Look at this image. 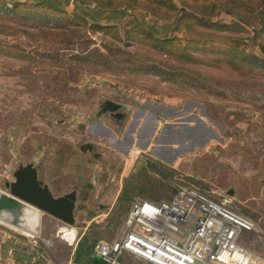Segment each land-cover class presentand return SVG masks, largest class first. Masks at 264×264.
I'll return each instance as SVG.
<instances>
[{
    "label": "rangeland",
    "instance_id": "1",
    "mask_svg": "<svg viewBox=\"0 0 264 264\" xmlns=\"http://www.w3.org/2000/svg\"><path fill=\"white\" fill-rule=\"evenodd\" d=\"M47 1L90 24L117 25L121 34L141 25L161 39L187 35L183 25L139 8ZM6 12L0 41L19 49L14 57L0 54V193L10 194L15 173L32 165L56 199L76 198L70 227L76 237L67 244L55 237L68 225L31 206L16 227L22 232H11L40 233L48 259L69 264L61 259L70 254L74 259L85 238L97 245L121 237L126 218L120 219L118 200L124 191L137 199L146 188L158 189L160 201L180 185H190L233 199L234 208L255 226L242 243L264 264V88L253 86L250 77L236 78L227 63L190 66L179 83L137 74L128 69L141 65L135 54L148 53L145 49L125 46L113 36H90L72 23H51V31L43 34ZM213 20L235 21L224 13ZM18 29L34 34L29 38ZM257 43L252 39L249 51ZM107 102L119 109L104 112ZM120 264L147 263L126 254Z\"/></svg>",
    "mask_w": 264,
    "mask_h": 264
},
{
    "label": "trees",
    "instance_id": "2",
    "mask_svg": "<svg viewBox=\"0 0 264 264\" xmlns=\"http://www.w3.org/2000/svg\"><path fill=\"white\" fill-rule=\"evenodd\" d=\"M81 1L94 2L102 9L139 8L155 18L164 21L173 20L177 25H183L187 35L185 38L161 39L141 25L129 28L124 31V34H121L117 25L90 24L77 13H70L63 8L52 6L47 0L38 3L0 0V19L3 18L1 16L7 15L6 10H8L13 14V19L22 20L43 34H48L51 31L52 27H47L51 23H57L59 26L72 23L87 29L90 36L99 35L108 38L113 36V39L125 46L145 49L149 53L135 54L141 65H131L128 70L137 74H152L164 81L179 83L182 80L181 72L191 69L190 66L214 68L217 63L220 65L227 63L228 67L234 70L231 74L237 76L236 78L241 80L243 76L250 77L253 86L264 88V0ZM220 1H223V4H220ZM220 13L233 17L235 21L213 23V19ZM2 26L0 24V27ZM246 27L253 30L254 37H250ZM24 30L22 32L29 38L34 34L29 30ZM241 35L246 37L240 38ZM252 39L259 43L253 45L256 46V49L251 47L252 49L249 51V42ZM16 49L19 48L4 45L0 41V54L14 57L18 54L14 52ZM257 49L260 52L259 55L255 52ZM152 52L159 53V57L162 58L153 57ZM210 55L215 59L209 57ZM79 58L88 59L83 56H78L77 59ZM200 190L204 192V190ZM177 192L178 188H175L174 195L170 199L159 201L160 191L146 188L142 192L143 198L141 199L151 203L171 201ZM135 200L124 191L118 200V208L121 209L120 214H122L120 219L126 218ZM125 204L130 205L129 209H125ZM95 244L85 238L78 245L73 259L74 264H92Z\"/></svg>",
    "mask_w": 264,
    "mask_h": 264
},
{
    "label": "built area",
    "instance_id": "3",
    "mask_svg": "<svg viewBox=\"0 0 264 264\" xmlns=\"http://www.w3.org/2000/svg\"><path fill=\"white\" fill-rule=\"evenodd\" d=\"M2 221L0 236L7 237L15 229ZM254 230V223L234 208L230 196L216 198L197 187L180 185L171 201L151 203L137 198L121 237L98 243L92 257L99 255L109 264H120L126 254L147 264H258L242 243L244 235ZM23 236L29 241L30 263L54 264L41 250L40 234ZM17 252L10 247L4 255L0 253V261L17 264Z\"/></svg>",
    "mask_w": 264,
    "mask_h": 264
},
{
    "label": "water",
    "instance_id": "4",
    "mask_svg": "<svg viewBox=\"0 0 264 264\" xmlns=\"http://www.w3.org/2000/svg\"><path fill=\"white\" fill-rule=\"evenodd\" d=\"M118 109V105L107 102L104 112H116ZM15 179L14 183L8 185L10 194H0V219L11 225H15L17 216L24 208V205L27 204L37 208L42 213L60 220L68 226L74 225V211L76 208V198L74 195L56 199L48 187H44L38 179V174L32 165L19 169L15 173ZM91 263L109 264L99 255H95Z\"/></svg>",
    "mask_w": 264,
    "mask_h": 264
},
{
    "label": "crops",
    "instance_id": "5",
    "mask_svg": "<svg viewBox=\"0 0 264 264\" xmlns=\"http://www.w3.org/2000/svg\"><path fill=\"white\" fill-rule=\"evenodd\" d=\"M37 1H40V0H36V2ZM39 228H41V221L39 223ZM62 242H63L62 244L65 245L67 244L68 241H62ZM28 245H29L28 239L25 236L19 235L17 233L9 232V235L7 237L0 236V253L4 255L9 250L10 247L15 246L16 249L18 250L17 264H34V263H30V256L28 254ZM72 257L73 256L71 254L68 255L64 263L68 261V263L70 264L71 261L73 260ZM44 263H45L44 260H40L36 264H44ZM0 264H6V263L4 261H0Z\"/></svg>",
    "mask_w": 264,
    "mask_h": 264
},
{
    "label": "bare ground",
    "instance_id": "6",
    "mask_svg": "<svg viewBox=\"0 0 264 264\" xmlns=\"http://www.w3.org/2000/svg\"><path fill=\"white\" fill-rule=\"evenodd\" d=\"M1 194V193H0ZM26 206H30V205H27V204H25L24 205V208L21 210V212H20V214L17 216V220H16V224L15 225H11V224H9V223H7L8 224V226H10L11 228H13V229H15L16 231L18 230V231H20V232H22L21 230H19V229H17L16 227H18L19 226V224H20V222H21V220H22V218H23V213H24V210H25V208H26ZM31 207H33V206H31ZM33 208H35V207H33ZM35 209H37V208H35ZM38 210V209H37ZM39 211V210H38ZM40 213H42L41 211H39ZM0 221H2V219H0ZM3 222V221H2ZM5 223H6V221H4ZM41 223H42V216H41ZM50 227V226H49ZM71 226H62V227H60L58 230L60 231L59 232V234H62V235H58V237H57V235H56V237L55 238H64V240H62V241H68L67 239L69 238V237H71V236H73V237H76V229H72V228H70ZM47 230V229H46ZM24 233H27V232H24ZM40 234V233H39ZM54 234V233H53ZM75 241V240H74ZM73 243V242H72ZM69 246V245H68ZM69 250V249H68Z\"/></svg>",
    "mask_w": 264,
    "mask_h": 264
}]
</instances>
